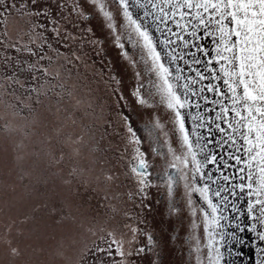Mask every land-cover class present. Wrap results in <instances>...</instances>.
I'll return each instance as SVG.
<instances>
[{"label": "rangeland", "instance_id": "374dc122", "mask_svg": "<svg viewBox=\"0 0 264 264\" xmlns=\"http://www.w3.org/2000/svg\"><path fill=\"white\" fill-rule=\"evenodd\" d=\"M81 2L85 4V14L88 18L80 19L74 13L69 16L68 10L65 9V16H69V19L64 23V27L77 37L78 42L73 45L75 49L81 48V42L83 44L82 54L87 57L89 65L87 77L98 105L96 114L100 117L97 122V138L107 129V135L101 145L106 149L107 167L118 175L119 179L107 192L106 199L105 190L98 188L94 180L89 182L88 173H85L83 179L73 178L68 176L67 166L50 164L43 153L49 148L58 152L59 146L54 142L51 145L40 143L49 135L52 119L43 109H37L33 117L29 118L38 121L37 126L32 128L35 134L25 141V149L18 150L16 145L19 143V137L7 131L5 125L18 128L23 124V118L14 117L11 109L6 106L14 101V97L6 94L0 96L3 101L0 102V264H116L122 258L114 251L111 256L95 252V245L106 247L99 237L107 238L109 231L115 232L117 239L125 241L124 248L133 252V255L127 258L126 264H197V255L203 264H208L207 245L210 240L223 254L220 264H255V255L260 253L261 243L257 242V249L253 250L250 241L254 233L258 238L260 224L255 217L260 213L256 210L259 206L255 205L250 218L248 203H254L257 197L249 196L250 189L247 187L241 190L238 186L248 183L247 179H239L240 176L246 177V171H239L246 165H237L234 159L229 158L228 153L232 152L233 155H241L243 158L245 153L243 149L236 152L234 147L229 146L230 142L223 144L227 136L221 133L215 124L220 123L228 133H231V129L216 118L220 107L212 103L206 104L198 96L191 97L189 93L190 99L198 102L201 107L186 106L181 110L185 130L189 133L195 130L196 137L203 145L204 156L200 152L197 159L203 160L207 154V158L212 155L217 158L216 162L211 164L212 174L211 167L205 163L202 171L195 173L196 179L193 180V172L185 168L183 162L187 149L181 146V140L178 139L182 138L183 133L179 131V123H175L174 127V112L161 102L155 87L161 82L155 73L149 70L151 62L146 65V54L137 43L136 37L133 36L130 40L125 34L117 40L116 35L121 31L119 27L117 32L113 33L107 27L102 14L88 5L87 0ZM144 2L146 3V0ZM68 3L71 5L72 0H68ZM108 10L114 14L117 26L124 23L116 5L108 4ZM132 11L137 18L145 11L158 13V9L150 6L147 9L136 7ZM175 19L179 20V16ZM147 26L161 54V62L170 67L173 73L176 72L175 63H179L183 68V62H173L168 55V47L161 43L163 37L160 29H163L164 25H158L149 16ZM168 26L175 29L171 18ZM185 35L190 43L204 49L202 53L196 52L201 64L194 67H198L205 75H210V72L205 70L206 67L220 74V64L216 63L219 33L214 28L198 27L196 37L191 36L190 32ZM182 51L188 49H177L178 53ZM191 51L195 52L196 48L192 47ZM209 59L212 63L206 64ZM27 63L26 55L10 49H0V85L8 87L11 84V88L19 90V85L6 79L13 73L19 76L22 82L31 83L26 71ZM84 71L82 66L81 72ZM183 74L195 75L187 70ZM113 77L115 79H112ZM172 79L174 84L181 86L176 90L183 93L182 85L185 81H177L174 77ZM207 83L205 80L196 87ZM212 83L220 85L229 96L231 95L222 80H213ZM2 91L0 89V92ZM134 92L138 94L133 95ZM206 95L210 100L219 98L212 93ZM120 96H123V99H119ZM140 98L147 99L148 103H138ZM225 103L230 105L229 100ZM157 124L159 127H156ZM129 125L137 137L142 138L139 145L128 144V138L131 137V133L127 131ZM150 129L153 133L151 136ZM190 139L196 141L194 136H190ZM236 139L238 144H244L238 136ZM135 147H139L144 154L143 159L149 167L150 175L146 178L149 183L146 187L138 185L137 178H132L131 174L125 176L129 159L133 155L138 156L132 151ZM153 148L161 149L164 155L153 152ZM169 148L174 152L169 151ZM198 149L193 150L198 154ZM175 156H180L181 160H175ZM187 159L190 161L191 156ZM223 161H227L229 166L225 167ZM135 162L138 163L139 159ZM84 163L87 164V161ZM170 165L175 167H169ZM167 166L175 169L179 176L186 174V179H180L179 183L175 184L171 196L167 187L168 181L163 182L153 177L161 170L163 173ZM225 175L229 177L228 181L223 180ZM208 176L212 179L209 180ZM204 184L209 185L211 189L214 187V190L222 187L228 189L221 193V196L228 197L226 201L217 196L215 199L210 192L208 194V198L223 209L218 215L227 217L219 221V226L210 225V230L215 227V233L211 237L203 229L204 213H211V209L207 200L193 190L194 187H203ZM140 188H143V192L129 200L128 193H136ZM113 196L116 199H113ZM170 197L173 199L170 200ZM260 198L264 199V196ZM253 224L258 231L252 233L249 229ZM126 226L137 228L135 237ZM149 236L152 237L151 244ZM197 239L200 241L199 253L193 251ZM129 241L131 243H128ZM11 247L18 248L21 254L12 256L9 251ZM140 248H143L144 252L137 254Z\"/></svg>", "mask_w": 264, "mask_h": 264}, {"label": "snow or ice", "instance_id": "6c2138e0", "mask_svg": "<svg viewBox=\"0 0 264 264\" xmlns=\"http://www.w3.org/2000/svg\"><path fill=\"white\" fill-rule=\"evenodd\" d=\"M87 4L103 15L107 27L113 33H116L119 27L121 31L119 35H116L117 40L125 34L130 40L133 36L136 37L137 43L146 54L144 56L146 65L151 62L149 70L154 72L161 82L155 85L161 102L165 103L167 109L174 112V127L175 123H179V131L183 133L182 138L178 139L181 140V146L187 149L183 162L185 168L193 172V180L196 179L195 173L201 172L205 163H214L217 158L212 155L210 161L207 156L204 160L197 159L198 154L193 149L199 148L200 142L199 140L193 142L190 139V136L196 135V132L193 130L189 133L185 130L181 110L186 106L201 107L198 102L190 99L189 93L191 97L198 96L206 104L212 103L220 107L216 118L223 124H227L231 133H228L220 123H216L215 127L227 136L223 144L230 142L229 146L234 147L236 152L243 149V152L247 153L246 159L241 155H233L232 152H229L228 156L234 159L237 165L246 164L247 176H240L239 179L241 181L247 179L248 183L246 185L241 183L238 186L241 190L247 187L250 189L248 195L257 197L254 203L252 201L248 203L249 217L252 218L253 208L258 205L256 210L260 215L255 219L264 226V199L260 198L264 196V0H146V3L144 0H87ZM108 4L119 8L124 19L123 24L117 26L114 14L108 10ZM149 6L158 9V13L145 11L137 18L132 11L136 7L147 9ZM65 9L68 10L69 16L74 13L80 19L88 18L85 14V4L81 0H72L71 5L68 0H0V49H10L18 54L26 55L28 57L26 71L31 79V83L26 84L13 73L6 79L12 84L19 85V90L11 88V84L8 87L0 85V89L3 90L0 96L6 94L14 97V101L6 105L11 109L12 115L23 118V124L20 127L5 125V128L19 137L16 148L22 151L27 147L25 141L35 134L32 128L38 123L34 118H29L33 117L37 109H43L49 113L52 118L49 135L45 136L40 143L51 145L54 142L59 146L58 152L49 148L43 153L49 159V163L59 167L67 166L69 177L83 179L85 173H88L89 182L94 180L98 188L105 190L107 199V192L112 189L119 177L107 167L106 149L101 145V141L107 135V129L97 138V122L100 117L96 114L98 105L87 77L89 65L87 57L82 54V42L81 48L75 49L73 45L78 42L77 37L64 27V23L69 19V16H65ZM149 16L152 17L153 22L164 25V28L160 29L163 37L161 43L168 47V55L171 56L172 61L183 62V68L179 63H175V73L161 62V54L148 30ZM177 16L179 20L175 19ZM170 18L175 24V29L168 26ZM198 27L214 28L219 33L216 63L220 64V74L206 67L205 70L209 71L210 75H205L198 67H194L201 64L196 52L202 53L204 49L190 43L185 34L190 32L191 36L196 37ZM127 29L130 31H125ZM192 47L196 48L195 52L191 51ZM178 48L188 49V51L178 53ZM210 63H212L211 59L206 62V64ZM82 66L85 69L84 72H81ZM185 70L194 72L195 75H184ZM173 77L177 81H185L182 85L183 93L176 90L181 86L174 84ZM205 80L208 81L206 85L196 87ZM213 80H222L231 95L229 96L220 85L213 84ZM9 88H11L10 91ZM206 93H212L219 98L210 100ZM137 94V92L133 93V95ZM119 99H123V96ZM226 100L230 101V105L225 103ZM0 102H3L2 99ZM138 103L146 104L148 100L140 98ZM230 113L232 115H229ZM156 127H159V124ZM127 131L131 133L128 144L139 145L142 142V138L137 137L130 125L127 126ZM152 134L150 129L149 135ZM237 136L244 142L243 145L237 143ZM125 150L127 151V145ZM132 151L138 156L133 155L129 159L128 172L125 176L131 174L132 178H137L138 185L146 187L149 183L146 178L150 173L147 162L143 159L144 154L139 147L133 148ZM169 151L174 152L171 148ZM153 152L164 155L158 148H153ZM189 155L190 161L187 159ZM174 158L181 160L180 156ZM137 159H139L138 163L135 162ZM221 160H223L222 157ZM85 161L87 164L84 163ZM223 163L225 167L229 166L227 161ZM239 171L244 172L245 168H240ZM165 175L171 196L173 186L178 184L180 179H186V174L179 176L166 171ZM208 179L211 180V176H208ZM223 180L228 181L229 177L225 175ZM193 190L207 200L208 207L211 209V213H204L203 220L204 232L211 237L215 233V227L210 230V225L219 226V221L227 217L218 215L223 212V209L219 208L218 203H213L208 198V194L211 192L212 195L226 201L228 197L221 196V193L228 189L222 187L219 190H213L209 185L204 184L203 187H194ZM142 192L143 188L138 189L136 193L129 192L128 199L132 200ZM232 194L235 195V192ZM112 198L116 199L115 196ZM125 215L128 214L125 213ZM195 224L194 220L193 225ZM126 227H129L135 237L137 228ZM249 230L255 231L256 225L253 224ZM257 235L261 241H264V231H258ZM99 239L106 247L95 245V252L111 256L114 251L122 258L116 264H126L127 258L133 255L131 250L124 248L125 241L117 239L113 231L107 233V238L100 236ZM149 242L152 243L151 236H149ZM195 242L196 247L193 251L199 253L200 241L197 239ZM207 249L208 264H220L223 254L211 240ZM9 251L12 256L21 254L16 247H11ZM260 251L264 252V249ZM143 252V248L137 250V254ZM196 262L203 264L199 255L196 257ZM257 264H264V255L259 256Z\"/></svg>", "mask_w": 264, "mask_h": 264}, {"label": "crops", "instance_id": "0c3cea01", "mask_svg": "<svg viewBox=\"0 0 264 264\" xmlns=\"http://www.w3.org/2000/svg\"><path fill=\"white\" fill-rule=\"evenodd\" d=\"M245 147H247V145H245ZM245 159L247 158V153H245ZM246 165V164H245ZM245 171L247 172V166H245ZM253 171H255V169H253ZM246 176H247V174H245ZM255 231H258V228H257V230H255ZM259 231H264V229H263V226H261L260 225V230ZM252 233H253V231H252ZM251 243H252V247H253V250H255V249H257V242H260L261 243V249H264V241H261L260 239H258L257 238V236L255 235V233L254 234H252V236H251V241H250ZM255 255V254H254ZM261 255H264V252H261L260 251V253L259 254H257L256 253V255H255V264H257V258L259 257V256H261Z\"/></svg>", "mask_w": 264, "mask_h": 264}, {"label": "flooded vegetation", "instance_id": "af4514ba", "mask_svg": "<svg viewBox=\"0 0 264 264\" xmlns=\"http://www.w3.org/2000/svg\"><path fill=\"white\" fill-rule=\"evenodd\" d=\"M198 155H199V153H198ZM200 156V155H199ZM211 159V158H210ZM199 160H200V158H199ZM204 160V159H203ZM209 164V166L211 167V174H212V163H208ZM170 167V166H169ZM168 166H167V169L165 168V169H163V173H162V170H161V172H159V173H155L154 175L155 176H153V177H157V178H159V179H161V180H163V182H166V181H168L167 180V176L165 175V173H166V171H168V172H173V173H175V174H177L176 173V170L175 169H170ZM166 180V181H165ZM214 186V185H213ZM212 186V187H213ZM176 187V185L175 186H173V188H175ZM213 190H214V187L212 188ZM211 193V192H210ZM170 200H172L173 198H169ZM215 199H217L216 198V196H215Z\"/></svg>", "mask_w": 264, "mask_h": 264}, {"label": "trees", "instance_id": "16d2710c", "mask_svg": "<svg viewBox=\"0 0 264 264\" xmlns=\"http://www.w3.org/2000/svg\"><path fill=\"white\" fill-rule=\"evenodd\" d=\"M186 117H187V114H186ZM197 125V124H196ZM193 126V122H191V127ZM193 128V127H192ZM198 128V127H197ZM193 131V130H192ZM199 133H200V129H199V132L197 131V136L199 135ZM194 137H195V139H196V141L197 140H199V142H200V139L198 138V137H196V135H194ZM200 149V150H199ZM199 149H198V151H199V155H200V152L201 153H203V156H204V152H203V145L200 143V147H199ZM207 156H208V154H207ZM205 159V158H204ZM207 159H210V158H207Z\"/></svg>", "mask_w": 264, "mask_h": 264}]
</instances>
